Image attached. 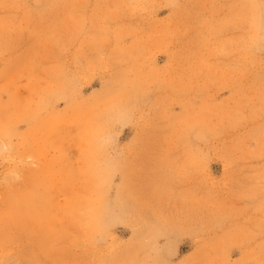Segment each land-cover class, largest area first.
Segmentation results:
<instances>
[{"label": "rangeland", "instance_id": "rangeland-1", "mask_svg": "<svg viewBox=\"0 0 264 264\" xmlns=\"http://www.w3.org/2000/svg\"><path fill=\"white\" fill-rule=\"evenodd\" d=\"M0 264H264V0H0Z\"/></svg>", "mask_w": 264, "mask_h": 264}]
</instances>
